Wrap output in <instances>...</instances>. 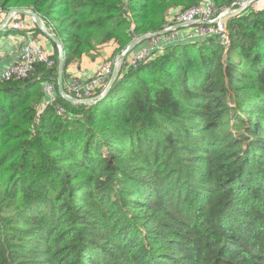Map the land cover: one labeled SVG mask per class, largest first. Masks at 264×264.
<instances>
[{"label": "trees", "instance_id": "16d2710c", "mask_svg": "<svg viewBox=\"0 0 264 264\" xmlns=\"http://www.w3.org/2000/svg\"><path fill=\"white\" fill-rule=\"evenodd\" d=\"M203 1L0 8L39 13L64 46L66 88L70 64L109 45L114 60L165 28L171 8ZM249 9L227 21L229 43L212 35L126 59L91 105L59 95L52 38V66L0 81V264H264V10Z\"/></svg>", "mask_w": 264, "mask_h": 264}, {"label": "built area", "instance_id": "2783aa9c", "mask_svg": "<svg viewBox=\"0 0 264 264\" xmlns=\"http://www.w3.org/2000/svg\"><path fill=\"white\" fill-rule=\"evenodd\" d=\"M244 1L238 4L239 7L242 6ZM233 6H235V4ZM1 9L2 8H0V28L18 29L19 23H13L11 21L12 17H16L17 14L15 15V12H12L11 10H5L8 12L6 13L2 11L4 9ZM178 10L179 11L172 14V24L165 28H171L174 27V25L183 24V28L188 29L187 32L180 36V29L171 30L168 35H160V37L153 40L155 44L166 43V45H170L180 41L206 38L212 35H219L224 43L230 41L229 32L227 30L228 20H218V18L227 11L235 9L229 8L221 11V13L217 15V8L213 5V1L204 0L201 5ZM29 43H31L29 40L24 42L18 57L0 74V81L27 77L33 70L36 62H43L49 66L55 63L51 58V53L48 54L46 48L40 43V46L35 45L33 42L28 46ZM124 51L125 50L122 52ZM150 52L151 48H148V46L143 47L136 52L133 60L130 61L133 63L144 62L149 59ZM123 61V59H118L117 57L113 62H107L100 65L96 70V74L86 80H81L78 77H71L66 83L65 92L77 100L76 103L74 102L75 104L91 105L96 103L99 95H101L106 89L113 74L114 67L117 66V68L121 70L122 63H124ZM99 87H104L100 93L96 92ZM44 91L50 97V102L55 103L56 95L54 84L49 82L46 83L44 85ZM57 111L59 114H64L66 112L65 108L61 105L58 106Z\"/></svg>", "mask_w": 264, "mask_h": 264}, {"label": "rangeland", "instance_id": "374dc122", "mask_svg": "<svg viewBox=\"0 0 264 264\" xmlns=\"http://www.w3.org/2000/svg\"><path fill=\"white\" fill-rule=\"evenodd\" d=\"M202 4V3H201ZM201 4H199V5H201ZM234 4H232L231 6H229V7H227V8H225V9H223V10H217V15L219 14V13H221V11H224V10H226V9H229V8H232V9H239L240 7H239V5H237V6H233ZM250 7V9L249 10H251L252 12H258V11H262V10H264V0H255L254 2H252L248 7H246L244 10H242L239 14H242V13H244L245 11H247L248 10V8ZM182 8V6H179V7H176V8H171L167 13H166V16H167V22H168V25L167 26H169V25H171L172 24V17H173V15L172 14H174V13H176L177 11H179L178 9H181ZM3 9V8H2ZM1 9V10H2ZM29 9H32V8H29ZM247 9V10H246ZM6 9H4V10H2V11H4V12H6L5 11ZM11 9H9L8 11H10ZM6 13H8V12H6ZM15 15L17 14V13H14ZM239 14H237V15H239ZM237 15H235V16H237ZM165 16V17H166ZM13 23H15V22H17V23H19V27H18V29H12V28H5V29H12V32L14 31V30H17V31H15V33L14 34H12V36H10L11 38V40L13 39L14 40V42L15 43H19V45L21 44V46L23 47V42L25 41V39H28L31 43L33 42L35 45H39L40 46V44L43 46V47H45L46 48V44H45V39H49V40H51V36H55L56 37V35L53 33V31H52V29L51 28H48L46 25L44 26L43 25V27H44V29H45V31L44 30H42V28L40 27V26H38V24L35 22V19H34V17H32V16H28V15H24V17L22 18V17H20L18 14L16 15V17H12V20H11ZM164 29V28H163ZM2 30H4V27H2V28H0V40L3 38L2 36H4V35H9L8 33H9V31L8 32H6V34H4V33H2L1 31ZM46 31L48 32V33H46ZM25 32H26V34H25ZM45 35H44V34ZM43 36H42V35ZM22 36V35H24L23 36V38H20V39H17V38H15V37H17V36ZM51 35V36H50ZM166 35H168V33H166L165 35H162V36H166ZM183 35V34H182ZM181 35V36H182ZM139 35H136V36H134V38H133V40L135 39V38H137ZM158 37H160V36H155V37H151V38H149V39H146V40H148L147 42L149 43V46H148V48H151V54H150V57H149V59H148V61L150 60V59H152L153 57L155 58V57H157L158 55H159V53H160V51H157L155 48H156V44L153 42V40H155L156 38H158ZM57 38V37H56ZM12 40V41H13ZM145 40V41H146ZM145 41H142L141 43H139L134 49H132L126 56H125V58L123 59L124 61L126 60V59H130V60H133V57L136 55V53H134V51L138 48V46L140 45V44H143ZM31 43H29L28 44V46H30V44ZM40 43V44H39ZM152 43H154V44H152ZM229 43V42H228ZM56 44V43H55ZM57 45V44H56ZM20 46V49L19 48H17V51H15V52H13L12 54H17L19 51H21L22 50V47ZM129 46V45H128ZM127 46V47H128ZM57 47H58V45H57ZM46 50H47V53L49 54V53H51V52H49V50L46 48ZM59 50V49H58ZM122 53V52H121ZM120 53V54H121ZM134 53V54H133ZM119 55V54H118ZM118 55H116L117 57H118ZM115 56V57H116ZM117 57L113 60L112 59V55L110 56H108L107 58H104L103 60H102V64H104V63H107V62H113V61H115L116 59H117ZM153 58V59H154ZM123 61V62H124ZM102 64H100V65H102ZM123 64V63H122ZM53 65V64H52ZM51 65V66H52ZM91 65H93V64H91ZM99 65V66H100ZM98 66V67H99ZM58 67H59V65H58ZM97 67V68H98ZM97 70V69H96ZM96 70L94 71V73H93V75H95L96 74ZM92 75V76H93ZM42 90L44 91V88H42ZM39 109H40V111H42L43 110V107L42 106H40L39 107Z\"/></svg>", "mask_w": 264, "mask_h": 264}, {"label": "water", "instance_id": "95a60500", "mask_svg": "<svg viewBox=\"0 0 264 264\" xmlns=\"http://www.w3.org/2000/svg\"><path fill=\"white\" fill-rule=\"evenodd\" d=\"M254 1L255 0H245L239 9L227 11L226 13L220 15L218 20H229L231 17H234L235 15L239 14L242 10H244L246 7H248ZM11 11L15 12L17 14H21V15L24 14V15L34 17L35 22L38 24V26H40L42 28V30L45 31V29L43 27V25L45 26L44 20L41 18V16L39 15L38 12H36L32 9H29V8H25V7H22V8L13 7V8H11ZM181 27H183V24L182 25L177 24L171 28H164V29H161L159 31L149 32V33L139 35L137 38H135L134 40L131 41V43L125 49L124 52H122L121 54L118 55V59H124L125 56L132 49H134L139 43H141L142 41H145L146 39H149L151 37L164 35L166 33H169L171 30H177V29H180ZM46 33H48V32L46 31ZM51 38L58 45V49H59V67H58V79H57L58 93L61 97H63L67 101L72 102V103H74V102L76 103L77 100L65 92V87H64L65 49H64V46H63L62 42L58 38H56L55 36H51ZM119 72H120V69H118L117 66L114 67V71H113V74L110 78V81H109L106 89L103 91V93L101 95H99V97L97 98L96 103L107 95L111 86L113 85L116 78L118 77Z\"/></svg>", "mask_w": 264, "mask_h": 264}, {"label": "crops", "instance_id": "0c3cea01", "mask_svg": "<svg viewBox=\"0 0 264 264\" xmlns=\"http://www.w3.org/2000/svg\"><path fill=\"white\" fill-rule=\"evenodd\" d=\"M10 30V31H9ZM188 29L186 28H180V32L179 35L181 36L182 34L186 33ZM9 31V35H4L2 36L3 38L0 40V74L3 72V70L13 62V60H15L20 51L16 54H12L13 52L17 51V48L20 49L21 44L19 45V43H15L14 40L12 41L10 38V36H12V34L15 33L14 30L12 32V29H4L1 32L6 34V32ZM26 34V32H25ZM42 35V34H41ZM24 35H22L21 37L18 35L17 39L23 38ZM43 36V35H42ZM179 36V37H180ZM28 39H25V41ZM24 41V42H25ZM148 41V40H147ZM145 41L143 44H140L138 46V48L134 51V53H136L139 49L149 46V43ZM23 42V44H24ZM45 44H46V48L49 50V52H54V47L53 44L51 42V40L49 39H45ZM167 45L166 43H156V50L159 51L160 49L163 50V48H165ZM22 47V46H21ZM113 49L114 47L112 45H109L108 47H106L103 51H102V55H97L95 58H91V57H85L83 58L79 63L77 64H70L67 68V81L71 78V77H78L81 80H86L89 79L94 71L97 69V67L102 64V60L104 58H107L109 55L111 56L113 54ZM133 53V54H134ZM93 64V65H91Z\"/></svg>", "mask_w": 264, "mask_h": 264}]
</instances>
